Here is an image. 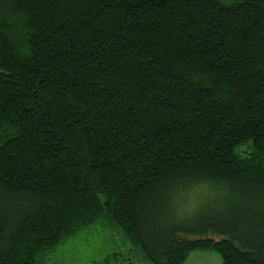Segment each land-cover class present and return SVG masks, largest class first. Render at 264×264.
Returning <instances> with one entry per match:
<instances>
[{
	"label": "trees",
	"instance_id": "1",
	"mask_svg": "<svg viewBox=\"0 0 264 264\" xmlns=\"http://www.w3.org/2000/svg\"><path fill=\"white\" fill-rule=\"evenodd\" d=\"M202 183L215 215L164 219ZM98 228L264 264V0H0V264H71Z\"/></svg>",
	"mask_w": 264,
	"mask_h": 264
},
{
	"label": "rangeland",
	"instance_id": "2",
	"mask_svg": "<svg viewBox=\"0 0 264 264\" xmlns=\"http://www.w3.org/2000/svg\"><path fill=\"white\" fill-rule=\"evenodd\" d=\"M181 192L179 197L176 196V192ZM177 192V193H178ZM188 188H173L167 194V199L164 205L163 215L164 219H168L170 222L177 220L176 213L179 212V205L181 213L184 209H191L193 218L198 215L212 217L217 211L220 210L219 204L222 203L221 198H224L226 193H221L213 185L202 183ZM152 198V197H151ZM150 198V199H151ZM153 199V198H152ZM194 210H196L194 212ZM184 215V214H181ZM182 217V216H181ZM187 218L186 222L192 221ZM148 220L145 214V222ZM94 229L95 232L90 234L88 239L92 242L91 246L85 251H82L80 259H74L72 252L69 253V258H65V261H71V264H91L93 259L103 262L107 256H111V262L106 264H151V262L145 257L140 247L132 244L129 239L123 234L122 231L117 229ZM117 257V259H116ZM70 264V263H68ZM182 264H223L222 258L218 252L215 251H194L188 259Z\"/></svg>",
	"mask_w": 264,
	"mask_h": 264
}]
</instances>
